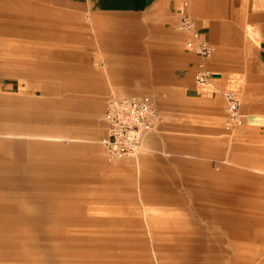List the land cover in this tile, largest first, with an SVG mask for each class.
<instances>
[{
  "label": "rangeland",
  "instance_id": "374dc122",
  "mask_svg": "<svg viewBox=\"0 0 264 264\" xmlns=\"http://www.w3.org/2000/svg\"><path fill=\"white\" fill-rule=\"evenodd\" d=\"M64 12L49 18L56 24L55 31L67 36L64 44L0 52V62L16 60L12 64L17 69L33 71L32 75H0V178L8 163L21 166L24 158L57 163L64 157L72 187L79 186L89 200L81 215L76 211L81 203L66 204L73 206L68 207L70 215L75 216V210L86 222L70 226V233L82 240L55 241L60 251L67 246L71 252L64 257L54 255V261L264 264V173L232 161L238 149L233 141L230 144L224 114L209 117L167 110L136 156L109 161L100 143L105 135L106 99L148 94L157 106L155 83H147L139 74H124L127 70L112 73L113 66L103 64L101 49L86 48V36L96 39L95 30L86 32L90 19L81 12ZM178 47L184 48L182 44ZM152 48L153 59L166 51L168 55L175 52L170 46L163 50L159 43ZM62 65L68 68L66 80L60 73ZM13 97L26 98L29 103L15 104L10 102ZM95 100L97 111L91 105ZM63 103L72 106L63 113L68 121L62 130L42 115L49 109L62 114ZM30 106L37 109L32 121L24 119ZM18 141L25 142L23 149L15 145ZM31 141L37 143L35 147H29ZM110 167L114 170L109 171ZM161 193L178 194L181 199L158 201L150 195ZM7 197V190L0 187V206L14 204ZM18 198L23 199L22 195ZM206 206L213 218L198 213Z\"/></svg>",
  "mask_w": 264,
  "mask_h": 264
},
{
  "label": "crops",
  "instance_id": "0c3cea01",
  "mask_svg": "<svg viewBox=\"0 0 264 264\" xmlns=\"http://www.w3.org/2000/svg\"><path fill=\"white\" fill-rule=\"evenodd\" d=\"M64 11L81 12L90 19L86 32L95 30L96 39L86 36V48L101 49L103 64L112 65V73L127 70L124 74H139L147 83H155L159 122L144 140L157 131L167 110L209 117L224 114L226 120L223 92H233L240 98L242 124L230 131L225 129L230 144L233 141L238 149L232 161L264 173V0H0V52L64 44L67 36L58 34L56 24L49 20ZM184 15L194 20L199 37L213 47L205 60L210 71L206 84L195 83L200 58L186 48L187 37L177 30V20ZM113 20L119 21L113 25ZM81 40L84 43L82 32ZM157 43L163 50L170 46L175 52L168 55L166 51L153 59L152 47ZM180 44L184 48L178 47ZM12 62L17 61L2 59L1 76L33 74L17 69ZM59 68L66 80L67 65ZM111 97L119 96L107 99ZM10 102L28 104L29 100L13 97ZM91 105L97 111V101ZM71 106L60 104L62 114L49 109L42 118L63 130L68 121L63 113ZM36 113L37 109L30 106L24 119L32 121ZM27 144L35 147L37 143ZM15 145L23 149L25 142ZM2 168L6 174L0 178V187L7 190V199L14 204L0 206V211L5 212L0 215V264H67L63 258L54 261V255L64 257L71 252L67 246L60 251L55 241L82 240L70 233V226L84 225L86 219L75 213L81 215L84 203L89 201L81 195L79 186L72 187L67 161L62 157L57 163H40L24 158L21 166L8 163ZM37 171L45 173L35 174ZM150 195L158 201L181 199L178 194ZM150 195L147 197L152 198ZM68 202L81 203L76 211L73 209L75 216L68 213L73 207L66 205ZM200 209L198 213L203 217L213 218L207 206Z\"/></svg>",
  "mask_w": 264,
  "mask_h": 264
},
{
  "label": "built area",
  "instance_id": "2783aa9c",
  "mask_svg": "<svg viewBox=\"0 0 264 264\" xmlns=\"http://www.w3.org/2000/svg\"><path fill=\"white\" fill-rule=\"evenodd\" d=\"M177 30L187 37L186 48L200 58L194 74L195 83H208L210 71L205 60L212 54V45L199 37L194 20L187 15L179 17ZM223 97L226 115L224 128L230 131L242 124L240 98L233 92H223ZM102 117L105 136L101 144L109 161L136 156L145 135L154 130L159 122L156 103L148 94L111 97L105 102Z\"/></svg>",
  "mask_w": 264,
  "mask_h": 264
}]
</instances>
